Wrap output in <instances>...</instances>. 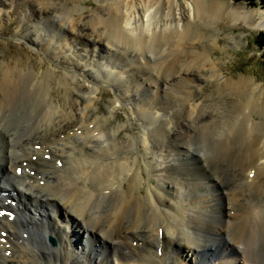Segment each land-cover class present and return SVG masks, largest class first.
<instances>
[{"label":"bare ground","instance_id":"bare-ground-1","mask_svg":"<svg viewBox=\"0 0 264 264\" xmlns=\"http://www.w3.org/2000/svg\"><path fill=\"white\" fill-rule=\"evenodd\" d=\"M99 1L27 0L23 36L37 44L49 22L75 53L65 106L51 70L0 62V264H264V92L231 75L201 104L179 92L217 75L195 23L264 29V9ZM103 84L117 90L101 114ZM125 100L142 121L127 141L112 122Z\"/></svg>","mask_w":264,"mask_h":264},{"label":"rangeland","instance_id":"rangeland-1","mask_svg":"<svg viewBox=\"0 0 264 264\" xmlns=\"http://www.w3.org/2000/svg\"><path fill=\"white\" fill-rule=\"evenodd\" d=\"M11 2L9 7L3 8L0 15V62L4 61L8 63L9 66L20 63L24 70H35L41 78L51 70V92L55 97V101L57 103L61 102L62 105L65 106V100L68 97L69 90L72 88V84H69L65 78V70L74 69V67L71 62L70 64L66 62L67 58H65L63 54H70L74 57L75 53L73 54L72 51L66 52L67 49L59 46L62 42L59 40L60 35L57 34L53 37V34H55L52 32L54 31V27L49 22L45 23L42 27V31L38 32L41 36L40 39H38L40 42L37 44L30 42L23 36L24 32L32 27L30 23H26L27 12L30 11L29 3L27 0H11ZM217 2H223L232 6L245 5L247 8L264 9V0H217ZM79 3L81 7H84L85 10L89 12H94L102 6V2L99 0H79ZM0 4H2L1 1ZM256 17L255 19H257ZM225 22L226 21L218 20V22H214L209 27L197 25L196 23L192 26L195 29L193 38L195 39L197 48L200 49L201 46L205 45L203 50L205 51L206 49V54L210 55V65L215 64L216 66V68L211 69V71L217 72V75L212 74L207 82L198 80L195 84L192 83L191 92L193 91V95H191L185 82L182 83L183 86L180 85L179 92L182 90L180 94H182V92L187 94L186 100L189 105L193 101L201 104L206 96H208V94L210 95L215 89V84H218L219 78L222 79L220 82L223 83L224 75H231L235 80H240L242 78L252 79L259 84V90L264 92V61L261 57L264 48H261L256 43L257 36L260 32L264 31V29L254 30L248 24L227 26ZM199 32L202 34L201 38L199 37ZM232 35L238 37L237 43L230 38ZM214 40L216 43H214ZM49 43L51 44L50 46ZM64 43L67 44V46L71 43L76 45L74 39H67ZM181 46L183 45H180V50H182ZM114 50L117 51L118 49L114 48ZM82 53L86 52L82 51ZM222 76L223 78H221ZM101 89V97L98 102H100L99 105L102 108L101 114H103L102 110L107 109V100L114 97L115 90L117 89L116 87H109L106 84H103ZM142 94L147 98L148 93H144V90H142L140 95ZM211 99L213 100L214 98L211 96ZM127 102L128 101L125 100L126 107L121 108L116 117L112 119L114 123H125V128L121 131V136L119 135L120 140L123 141L135 137L141 129L140 124L142 122L139 117L133 115L129 111L132 104H128ZM176 107L182 108L185 106L182 101H179ZM170 114L173 115L174 111L170 112ZM196 115L197 114L194 112L193 116ZM259 115L260 111L256 110L253 117L258 120ZM237 146L239 145L237 144ZM241 146L240 148L243 151L245 146ZM140 151L145 152L143 148H140ZM149 156L153 159L152 153H150ZM155 178L154 176L153 182H156ZM246 214L247 216L249 215V213ZM48 242L50 245L55 246L49 240Z\"/></svg>","mask_w":264,"mask_h":264},{"label":"trees","instance_id":"trees-1","mask_svg":"<svg viewBox=\"0 0 264 264\" xmlns=\"http://www.w3.org/2000/svg\"><path fill=\"white\" fill-rule=\"evenodd\" d=\"M256 43L261 47L264 48V31L260 32L256 38ZM263 61H264V51L262 53Z\"/></svg>","mask_w":264,"mask_h":264},{"label":"water","instance_id":"water-1","mask_svg":"<svg viewBox=\"0 0 264 264\" xmlns=\"http://www.w3.org/2000/svg\"><path fill=\"white\" fill-rule=\"evenodd\" d=\"M50 240H51V242L53 243V244H56V239L54 238V237H50Z\"/></svg>","mask_w":264,"mask_h":264},{"label":"snow or ice","instance_id":"snow-or-ice-1","mask_svg":"<svg viewBox=\"0 0 264 264\" xmlns=\"http://www.w3.org/2000/svg\"><path fill=\"white\" fill-rule=\"evenodd\" d=\"M18 172L20 171L19 169L17 170ZM4 213L0 212V215H3Z\"/></svg>","mask_w":264,"mask_h":264}]
</instances>
